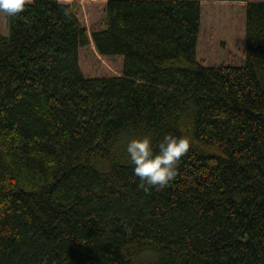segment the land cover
<instances>
[{"label":"trees","instance_id":"1","mask_svg":"<svg viewBox=\"0 0 264 264\" xmlns=\"http://www.w3.org/2000/svg\"><path fill=\"white\" fill-rule=\"evenodd\" d=\"M72 1L0 13V264H264V0Z\"/></svg>","mask_w":264,"mask_h":264},{"label":"clouds","instance_id":"2","mask_svg":"<svg viewBox=\"0 0 264 264\" xmlns=\"http://www.w3.org/2000/svg\"><path fill=\"white\" fill-rule=\"evenodd\" d=\"M29 0H0V13L9 17L19 15ZM189 135L166 134L154 145L151 135L135 136L126 141L124 151L133 175L138 178V187L145 193L152 189L163 190L173 182L179 165L192 145Z\"/></svg>","mask_w":264,"mask_h":264},{"label":"rangeland","instance_id":"3","mask_svg":"<svg viewBox=\"0 0 264 264\" xmlns=\"http://www.w3.org/2000/svg\"><path fill=\"white\" fill-rule=\"evenodd\" d=\"M32 1V0H29V2ZM60 2H63V3H73L72 0H58Z\"/></svg>","mask_w":264,"mask_h":264}]
</instances>
